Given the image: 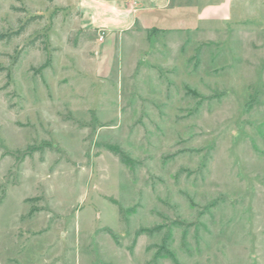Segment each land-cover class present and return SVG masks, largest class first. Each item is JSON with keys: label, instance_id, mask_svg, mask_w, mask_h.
Masks as SVG:
<instances>
[{"label": "rangeland", "instance_id": "obj_1", "mask_svg": "<svg viewBox=\"0 0 264 264\" xmlns=\"http://www.w3.org/2000/svg\"><path fill=\"white\" fill-rule=\"evenodd\" d=\"M184 4L0 0V264H264V0Z\"/></svg>", "mask_w": 264, "mask_h": 264}, {"label": "crops", "instance_id": "obj_2", "mask_svg": "<svg viewBox=\"0 0 264 264\" xmlns=\"http://www.w3.org/2000/svg\"><path fill=\"white\" fill-rule=\"evenodd\" d=\"M184 20L186 22H195L199 24L226 23L230 21L233 15L239 13V8L234 9L235 0H184ZM143 7H137L135 11L130 8H123L120 21L113 28H117L111 32H122L130 29L134 24L137 13L143 10ZM237 12V13H236Z\"/></svg>", "mask_w": 264, "mask_h": 264}, {"label": "trees", "instance_id": "obj_3", "mask_svg": "<svg viewBox=\"0 0 264 264\" xmlns=\"http://www.w3.org/2000/svg\"><path fill=\"white\" fill-rule=\"evenodd\" d=\"M29 22H26L18 31L16 32H13L9 35H1L0 36V42L1 41H4V40H9V39H12L13 37H17L19 36L24 30H25V27L28 25Z\"/></svg>", "mask_w": 264, "mask_h": 264}, {"label": "built area", "instance_id": "obj_4", "mask_svg": "<svg viewBox=\"0 0 264 264\" xmlns=\"http://www.w3.org/2000/svg\"><path fill=\"white\" fill-rule=\"evenodd\" d=\"M100 40H102V37H101V39Z\"/></svg>", "mask_w": 264, "mask_h": 264}]
</instances>
